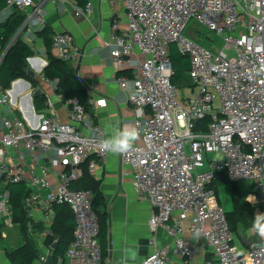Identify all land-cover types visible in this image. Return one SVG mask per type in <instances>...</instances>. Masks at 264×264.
<instances>
[{
    "label": "built area",
    "instance_id": "obj_1",
    "mask_svg": "<svg viewBox=\"0 0 264 264\" xmlns=\"http://www.w3.org/2000/svg\"><path fill=\"white\" fill-rule=\"evenodd\" d=\"M108 1L121 3L126 10L125 27L120 29L113 22L105 44L117 69L129 67L118 83L123 89L127 83L133 87L128 99L141 137L140 144L119 155L121 163L131 168L135 193L152 207L151 252L141 264H196L191 238L202 240L209 249L204 264H264V237L240 249L216 191L208 187L221 173L230 181H251L264 213V0ZM6 5L21 10L24 23L31 27L43 26L42 2L6 0ZM90 12L91 5L86 3L76 15ZM190 21L215 33L223 48L206 49L186 37L183 32ZM170 45L188 59L189 97L179 96L171 82ZM51 49L57 59H70L72 36L54 34ZM226 50L234 56L228 57ZM23 81L16 78L8 88L0 84V186L23 185L27 216L42 212L43 240L52 236L54 206L70 208L73 236L64 254L53 256L54 264H100L93 193L72 189L70 183L82 177L83 165L93 174L106 159L109 152L100 147L101 130L92 125L94 133L84 134L63 122L47 94L44 108L36 110L35 89ZM55 96L62 102L61 94ZM67 103L69 120L81 123L84 107L76 99ZM87 103L106 104L91 96ZM53 153L59 168L56 182L50 180ZM209 153L213 157L208 158ZM3 216L12 217L5 191L0 195ZM29 229L35 228L30 225ZM158 229L170 244L159 245L154 235ZM52 245L40 253L41 264L53 255Z\"/></svg>",
    "mask_w": 264,
    "mask_h": 264
},
{
    "label": "crops",
    "instance_id": "obj_2",
    "mask_svg": "<svg viewBox=\"0 0 264 264\" xmlns=\"http://www.w3.org/2000/svg\"><path fill=\"white\" fill-rule=\"evenodd\" d=\"M32 1L42 2L44 24L33 28L28 23H23L20 27L24 28L19 32L18 37H21L34 51V56L30 57L34 60L32 62L26 60L29 64L27 69L30 68L34 76H27L24 78L25 82H28L33 89H39L42 92L41 95L47 94L54 102V109L59 118L65 123L74 125L84 134L94 133L91 129L92 125L100 128L103 139L108 136H117L119 130H123L125 126L135 127L134 107L128 99L133 87L131 83H127L126 88L123 89L118 83L120 76L128 75L129 67L117 69L110 58L109 47L105 44L109 40L113 22H118L120 29L125 27L124 6L118 2L112 4L108 0H86V3L91 5V12L88 15L77 16L76 10L80 7L75 0ZM12 10L13 8L6 7L0 11V23L8 18ZM42 31L44 34H41ZM61 32H68L73 38L74 49L68 60L71 62L73 73L83 82L87 97L91 96L94 100L104 99L106 103L104 106L93 107L87 103L86 98L85 117L81 123H72L68 118L70 106L67 102L74 97L63 98L62 102L57 101L56 91H52L57 83L54 79H47L49 82L43 81L42 70L48 62L46 43L54 34ZM1 51L3 50H0V53ZM50 54L55 57L51 45ZM42 64H44L43 67ZM140 143L139 135L134 145ZM55 157V153L50 154L52 182L57 181L59 174L58 165L54 163ZM83 173L99 181V189L107 211L105 252L103 257L101 255L100 264H141L151 252L149 241L153 231L149 228L148 221L152 207L146 199H140L135 193L131 168L121 163L119 154L109 152L106 159L99 163L95 173H89L85 165H83ZM6 186H0V195L5 191L9 196ZM30 218L33 224L39 225L43 218L42 212L35 210ZM34 231L37 230L34 229ZM1 232L0 229V239ZM154 235L160 246L170 244V239L162 229H158ZM191 241L196 250V264H204V260L210 255L209 249L198 238H191ZM240 241L237 240L240 249L247 247L242 240ZM43 242L41 231L38 244L35 245L38 249V258L32 264H41L39 255L45 251ZM0 254V264H12L11 260L6 258L4 250L0 251Z\"/></svg>",
    "mask_w": 264,
    "mask_h": 264
},
{
    "label": "trees",
    "instance_id": "obj_3",
    "mask_svg": "<svg viewBox=\"0 0 264 264\" xmlns=\"http://www.w3.org/2000/svg\"><path fill=\"white\" fill-rule=\"evenodd\" d=\"M77 5L82 8L86 4V0H75ZM7 7L6 0H0V11ZM79 8V9H80ZM78 9V8H77ZM25 14L13 8L8 18L0 23V50H4L12 41L7 53L3 58L0 67V84L4 88L10 86L11 81L16 78H27L26 74V59L34 56V51L29 47L21 37L13 40L16 32L25 21ZM44 34V31L41 32ZM51 40L46 43V54L48 62L42 70V74L46 79L58 78L55 88L56 93L62 94L63 98L74 97L86 109V89L83 82L73 73L70 60L57 59L50 54ZM170 59L174 75L171 78L173 84H177L182 80L183 74L188 70L189 63L186 56H183L175 47L170 45ZM177 86V85H176ZM179 89V88H178ZM181 90V89H180ZM45 96H37L33 99V104L36 110L44 108ZM83 103V104H82ZM201 126L204 128V121ZM199 129L196 128V130ZM229 179L224 174H218L208 187L216 191V186L222 183H228ZM70 188L75 190L89 189L93 193L92 205L98 216L99 221V244L101 247L102 257L105 252L106 234H107V211L104 206L102 193L99 189V181L94 180L89 174L82 173V177L70 183ZM6 189L9 192L8 205L12 213V219L16 223H26L33 225L37 231H42L40 225L33 224L32 219L27 216V213L22 205V199L25 195V189L22 184H8ZM255 192V191H254ZM233 210L227 212L226 218L231 232L235 235L237 223L240 220L237 217V209L234 197ZM54 219L52 223V236L46 237L44 240L45 246L52 245L53 241L57 243V248L52 252L53 256H62L70 243L73 236L74 219L70 208L66 205L54 206ZM8 257L12 264H32L38 258V249L29 240L23 241L22 245L16 249H7Z\"/></svg>",
    "mask_w": 264,
    "mask_h": 264
},
{
    "label": "rangeland",
    "instance_id": "obj_4",
    "mask_svg": "<svg viewBox=\"0 0 264 264\" xmlns=\"http://www.w3.org/2000/svg\"><path fill=\"white\" fill-rule=\"evenodd\" d=\"M193 34H192V33ZM17 33V32H16ZM183 34L186 37L193 39L199 44V46L210 49L219 50L223 48L222 40L212 31L207 30L200 24L190 21L186 26ZM4 51V50H3ZM0 53V57L2 52ZM228 57H233L234 53L230 50H226ZM26 65L29 64L26 61ZM34 84V82H33ZM177 88H179V96L189 97L191 95L192 81L188 77L187 69L183 74L182 80L177 82ZM181 89V90H180ZM186 153L189 152V146H185ZM208 158L213 157V154H207ZM206 157H204V161ZM206 163V162H205ZM203 168H198L201 170ZM217 199L219 205L224 211L233 210V200H236L237 217L240 219L237 223V228L235 232V237L239 242L243 237H246L250 243L261 240V236L253 228V218L257 212H262L260 204L257 201L256 195L253 193L255 191L254 184L248 180H237L230 181L228 183H222L216 186ZM253 196L255 200L249 202L247 197ZM30 225L26 223H16L14 219L3 216L0 218V229H1V239H0V251L4 250L7 259L8 252L7 249H16L22 241L29 239L34 246L37 245L39 239V233L41 231H34V229H29ZM3 238V239H2ZM8 244V245H7ZM1 255V254H0Z\"/></svg>",
    "mask_w": 264,
    "mask_h": 264
},
{
    "label": "clouds",
    "instance_id": "obj_5",
    "mask_svg": "<svg viewBox=\"0 0 264 264\" xmlns=\"http://www.w3.org/2000/svg\"><path fill=\"white\" fill-rule=\"evenodd\" d=\"M139 137V131L134 126H125L123 130H119L117 136H108L100 141L102 150L125 154L133 149L136 140ZM249 202H253L255 197L248 196ZM253 228L261 236L264 237V213L257 212L253 218Z\"/></svg>",
    "mask_w": 264,
    "mask_h": 264
},
{
    "label": "water",
    "instance_id": "obj_6",
    "mask_svg": "<svg viewBox=\"0 0 264 264\" xmlns=\"http://www.w3.org/2000/svg\"><path fill=\"white\" fill-rule=\"evenodd\" d=\"M22 28H24V27H22ZM22 28H20V29L17 31V33H16L15 36L13 37V40H14L15 38L18 37L19 32L22 30ZM11 43H12V41L9 43V45L7 46V48L4 50V52L2 53V55H1V57H0V67H1V65H2L3 58H4L5 54L7 53V51H8V49H9ZM33 60H34V58H29V62H32ZM26 73H27V76H28V77H33V76H34V73H33V71H32L30 68L27 69ZM23 82H25V81H23ZM25 83H26V82H25ZM26 87H28V83H26ZM16 93H17V92H14V99H15ZM41 94H42V92H41L39 89H36V90L33 92V94H32V98H35V97H37V96H40ZM242 242H243V244L246 245V246H249V244H250L249 240H248L246 237H243V238H242ZM51 247H52V249H53V251H54V250L57 248V243H56V242L53 243V245H52ZM44 264H54V257H53V255H51V254L48 255V256H47V259H46V262H45Z\"/></svg>",
    "mask_w": 264,
    "mask_h": 264
},
{
    "label": "bare ground",
    "instance_id": "obj_7",
    "mask_svg": "<svg viewBox=\"0 0 264 264\" xmlns=\"http://www.w3.org/2000/svg\"><path fill=\"white\" fill-rule=\"evenodd\" d=\"M32 83V82H31ZM15 90H16V88H15Z\"/></svg>",
    "mask_w": 264,
    "mask_h": 264
}]
</instances>
